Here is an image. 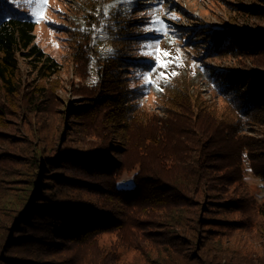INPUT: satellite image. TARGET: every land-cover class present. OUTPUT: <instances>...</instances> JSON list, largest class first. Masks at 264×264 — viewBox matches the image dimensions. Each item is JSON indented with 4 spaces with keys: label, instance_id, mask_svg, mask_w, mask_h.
Returning <instances> with one entry per match:
<instances>
[{
    "label": "trees",
    "instance_id": "trees-1",
    "mask_svg": "<svg viewBox=\"0 0 264 264\" xmlns=\"http://www.w3.org/2000/svg\"><path fill=\"white\" fill-rule=\"evenodd\" d=\"M100 2H85V23L72 31L75 57L82 66L92 61L89 42L98 18L117 47L98 58L99 80L86 91L89 105L72 114L80 118L73 129L76 137H87L84 147L77 148L59 138L63 121L57 127L55 118H62V111L47 86L60 64L35 43V22L24 5L0 3V133L6 124L14 126L8 135L0 134V154L8 150L0 159H15V132H25L23 141L28 140L34 129L25 126L34 119L43 126L48 119L52 131L38 140L40 151L32 145L37 158L31 165L49 166L45 172L59 187L91 194L73 198L42 188L37 193L39 184L27 174L26 189L9 191L4 182L16 179L0 169V264H118L120 248L138 252L148 264L225 263L222 240L264 226V201L257 202L244 179L248 163L264 182V138L244 134L253 126L264 129V24L258 32L234 27L239 31L204 40L207 57L234 61L219 70L203 66L210 89L225 103L223 111L191 94L183 83H166L160 117L143 112L136 103L142 88H131L117 69L133 45L145 39L144 28L129 19L125 1L104 0L107 15L102 7L95 13ZM259 2L244 3L238 10L264 23ZM113 4L116 8L109 7ZM22 59L35 73L26 86L19 72ZM142 122L147 130L138 129ZM134 169L131 186L120 185L123 171ZM21 214L23 226L42 220L41 230L53 239L10 237L9 225ZM104 235L115 236L110 246L102 241ZM5 239L11 247L4 245ZM185 246L189 249L183 251ZM60 253L70 255L57 261ZM44 256L52 259L44 261Z\"/></svg>",
    "mask_w": 264,
    "mask_h": 264
},
{
    "label": "rangeland",
    "instance_id": "rangeland-1",
    "mask_svg": "<svg viewBox=\"0 0 264 264\" xmlns=\"http://www.w3.org/2000/svg\"><path fill=\"white\" fill-rule=\"evenodd\" d=\"M124 1L129 3L135 2L134 4L127 3L129 7L127 11L130 12L128 13L129 19L133 21V24L142 25L144 28L143 32L145 33L143 38L145 39L139 45H133L132 50L126 49L130 50L128 52L129 58H126L125 64H118L119 67L117 69L121 72L120 77L129 80L128 84L131 88H142L140 91L142 94L138 97L136 103L138 102L141 105L143 112L158 114L160 117L164 116L161 109H159L162 91L157 90V85L163 89L166 82L159 75L160 71H165L166 76H169L167 83H183L189 88L191 94L199 97L208 105L216 107L218 111H223L225 103L210 89L205 78L203 66L219 70L230 67L234 61L230 58L228 59V57H207L204 50L207 44L204 40L211 34L237 31L238 29L234 27H242L250 32H258L257 30L261 29L259 26H263L264 23L259 22L256 18L246 16L238 9L239 5H243L244 3L250 4L252 1L257 4H260L259 1H262L264 5V0H119V3H123ZM85 2L87 3L88 0H47L46 9L42 13L43 19L38 23L32 13L34 11H41L39 0H32L31 3H24V0H21V4L25 8L23 11H25L28 18L35 22V43L61 66L60 72L50 78V81L53 82L48 83L47 86L48 88H53L54 99L58 107L56 108L57 111H62V118H55L57 127L63 121L59 138H63V144L75 148L84 147L83 143H86L87 140L83 138L87 137H76L73 129L77 125L75 122H79L80 118L73 117L72 114L80 112L89 105L85 98L87 96L86 91L99 80L98 58L108 56L117 47L112 43L109 35L104 30V20L98 18L89 42V47L92 48L93 52H91L93 54L92 61L88 65L82 66V62L76 59L75 56L78 52L77 47L73 44L72 31L75 26L85 23L84 16L89 13L85 8ZM107 6L108 2L101 0L100 4L97 5L98 9L95 13L98 14L101 7L105 11ZM116 6L117 4L113 8H116ZM154 20L161 21L162 23H152ZM134 31L138 32L136 29ZM165 32H167L166 35L164 34ZM188 36L192 37L189 41ZM150 45L153 47H149ZM156 45H158L160 52L167 51L170 53V58L162 55L160 57L161 60L165 61L171 59L172 62L169 63L167 70L156 69L155 56L145 54L156 51ZM109 49L111 51H108ZM177 49L180 51L177 52ZM120 54L122 53L120 52ZM177 64L180 66H176ZM139 65H146L148 69L139 71ZM173 71L177 75L171 77L170 73ZM19 72L23 86L29 84L35 75L23 59L19 62ZM145 74H150V79L154 81L153 84L145 86L143 79ZM6 120L10 122L9 118H6ZM36 121V119L31 120L30 125L25 126L27 129H34L32 136L31 132L30 136H27L28 140L23 141L26 138L25 135H27L25 132H15L13 135L11 141L15 142V147L19 149L13 151L15 159L9 161L0 159V169L7 172L5 176L16 179V183L6 180L4 186L9 191L15 190V192L19 191V189H26L25 183L28 182L26 178L27 174L29 175V181H37L39 184L37 193L42 188L51 191L55 195H66V197L73 198L76 196L90 197L91 194L78 189L59 187L54 182V179L50 178L53 175L45 172L49 170V166L43 165L41 169H37L35 165H31V163L35 162L34 158H37L32 153V145L36 146L38 140L42 141L45 133L52 131L51 128L53 127L52 122L48 119L44 120L45 124L43 126ZM141 124L138 129L147 130L143 127V122ZM13 127V125L6 124L0 134L8 135L7 130H13ZM251 129L249 130L250 132H244V134L249 135L251 138H264V129L255 126ZM37 145L40 151V148L43 146L42 142ZM12 146H14L13 143ZM5 151L8 150L2 149L0 155L8 153ZM41 160L39 159L42 164ZM27 168H29L28 171ZM11 170H15V173H10L9 171ZM134 172L135 169L123 171L119 179L120 185L131 186ZM244 177L250 194L256 198L258 203L263 202L264 182L259 176L254 174L248 163L244 164ZM43 180H46L48 183ZM29 183L31 184V182ZM20 218L23 219L22 214L19 216V219L11 221L8 229L10 237L20 240L29 236L53 239L41 230L40 227L45 226L42 220H32L31 224L23 226L21 224L23 221ZM227 238L230 239L228 241L222 240L221 246V249L227 252V257L224 256L225 263L264 264V226H260L259 229L252 232L236 231L231 236H227ZM114 240L115 236L112 235H104L102 237V241L107 246H110ZM4 241V245H7V240L5 239ZM18 246L21 248L20 245ZM183 249V251H186L189 249V246H185ZM118 254V264H148L139 260L141 256L134 250L120 248ZM193 254H196V249L193 251ZM69 255L70 253H60L54 259L59 261L66 259ZM42 259L47 261V259L51 260L52 258L44 256ZM220 262L224 263L223 261Z\"/></svg>",
    "mask_w": 264,
    "mask_h": 264
},
{
    "label": "snow or ice",
    "instance_id": "snow-or-ice-1",
    "mask_svg": "<svg viewBox=\"0 0 264 264\" xmlns=\"http://www.w3.org/2000/svg\"><path fill=\"white\" fill-rule=\"evenodd\" d=\"M3 0H0V3H2ZM11 3L17 5L18 7L20 6L21 4V0H10ZM32 0H24V3H31ZM39 3H40V6H41V11H34L32 13V15H34L37 19V22L39 23L42 19H43V10L46 9V5H47V0H39ZM114 5L112 6H109V7H113ZM105 15L108 14V11L107 9L105 10ZM152 23H162L161 21H158V20H154L152 21ZM165 35L167 34V32L164 33ZM149 47H153V46H149ZM155 49L156 51L152 52V53H145L146 55H154L155 56V61H156V69H164V70H167V68L169 67V63H171V59H169L168 61H165V60H161V55L166 57V58H170V53H168L167 51H163V52H160L159 50V47L158 45L155 46ZM108 51H111L110 49ZM180 50L177 49V52H179ZM177 59H179L177 57ZM176 66H180L179 64H177ZM155 71V69H154ZM159 75L161 77H163L165 79V82L167 83L168 82V79H169V76H166L165 74V71H160L159 72ZM177 73L175 71L171 72L170 73V76L171 77H174L176 76ZM144 83H145V86L149 85V84H153L154 81L152 79H150V74H145L144 77ZM157 90L158 91H162L163 89L160 88L158 85H157Z\"/></svg>",
    "mask_w": 264,
    "mask_h": 264
},
{
    "label": "bare ground",
    "instance_id": "bare-ground-1",
    "mask_svg": "<svg viewBox=\"0 0 264 264\" xmlns=\"http://www.w3.org/2000/svg\"><path fill=\"white\" fill-rule=\"evenodd\" d=\"M138 2H139V1H138ZM127 3H129V2L126 1L125 6H126V9L129 10V7H128V4H127ZM130 3H131V4H134L135 2H130ZM130 3H129V4H130ZM113 5L115 6L116 4H113ZM131 7H132V6H131ZM92 34H93V32H92Z\"/></svg>",
    "mask_w": 264,
    "mask_h": 264
},
{
    "label": "water",
    "instance_id": "water-1",
    "mask_svg": "<svg viewBox=\"0 0 264 264\" xmlns=\"http://www.w3.org/2000/svg\"><path fill=\"white\" fill-rule=\"evenodd\" d=\"M255 32V31H254Z\"/></svg>",
    "mask_w": 264,
    "mask_h": 264
}]
</instances>
